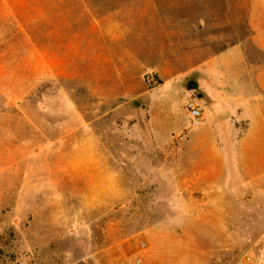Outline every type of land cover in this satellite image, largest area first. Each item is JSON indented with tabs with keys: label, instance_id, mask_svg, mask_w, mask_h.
<instances>
[{
	"label": "rangeland",
	"instance_id": "1",
	"mask_svg": "<svg viewBox=\"0 0 264 264\" xmlns=\"http://www.w3.org/2000/svg\"><path fill=\"white\" fill-rule=\"evenodd\" d=\"M248 16L245 0H0V264H100L106 248L115 264L116 245L130 264L264 260V192L236 178L216 232L186 184L197 144L238 139L196 136L197 68L253 50Z\"/></svg>",
	"mask_w": 264,
	"mask_h": 264
},
{
	"label": "crops",
	"instance_id": "2",
	"mask_svg": "<svg viewBox=\"0 0 264 264\" xmlns=\"http://www.w3.org/2000/svg\"><path fill=\"white\" fill-rule=\"evenodd\" d=\"M245 1H249L246 23L251 30L249 40L253 50L241 44L229 45L210 55L197 68L198 87L202 89L198 103L203 108V122L196 129V136L238 138L233 146L197 144L192 151L195 158L189 174L194 172L195 176L194 181L187 177L186 184H195V191L202 194L198 199L202 204L196 205L194 215L202 217L203 226L216 232L230 230L228 218L235 215L230 201L235 199L236 178L244 183L245 192L251 183L256 193L264 192V0ZM254 210L264 212V205ZM250 211L243 208L240 214ZM216 215L227 217L222 226H217L212 219ZM123 246L128 248L127 244ZM109 249L103 252L100 264H112ZM115 250V264H130L120 246L116 245ZM136 253L135 260L139 261L144 254L139 250L131 256Z\"/></svg>",
	"mask_w": 264,
	"mask_h": 264
},
{
	"label": "built area",
	"instance_id": "3",
	"mask_svg": "<svg viewBox=\"0 0 264 264\" xmlns=\"http://www.w3.org/2000/svg\"><path fill=\"white\" fill-rule=\"evenodd\" d=\"M201 112L197 107H191L190 116L194 120L195 124L201 122ZM232 264H264V260L258 258L250 251H243L240 255L234 260Z\"/></svg>",
	"mask_w": 264,
	"mask_h": 264
}]
</instances>
